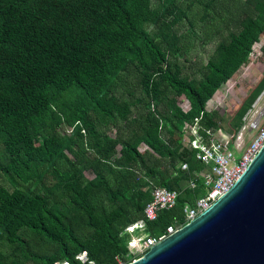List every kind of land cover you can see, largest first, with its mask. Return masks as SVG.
Listing matches in <instances>:
<instances>
[{"label": "trees", "instance_id": "16d2710c", "mask_svg": "<svg viewBox=\"0 0 264 264\" xmlns=\"http://www.w3.org/2000/svg\"><path fill=\"white\" fill-rule=\"evenodd\" d=\"M161 1L152 9L150 0H0V264L73 261L80 251L111 264L124 252L119 231L142 218L151 188L178 194L173 209L146 223L154 236L172 219L182 223L183 206L202 195L194 174L202 166L181 147V125L220 127L204 105L264 33V0L223 4L197 78L175 61L173 26L186 15ZM129 68L141 95L133 101L116 96Z\"/></svg>", "mask_w": 264, "mask_h": 264}, {"label": "water", "instance_id": "95a60500", "mask_svg": "<svg viewBox=\"0 0 264 264\" xmlns=\"http://www.w3.org/2000/svg\"><path fill=\"white\" fill-rule=\"evenodd\" d=\"M128 264H264V142L205 210Z\"/></svg>", "mask_w": 264, "mask_h": 264}, {"label": "built area", "instance_id": "2783aa9c", "mask_svg": "<svg viewBox=\"0 0 264 264\" xmlns=\"http://www.w3.org/2000/svg\"><path fill=\"white\" fill-rule=\"evenodd\" d=\"M264 109L255 112L240 127L233 137L220 127L204 128L195 119L191 124L181 125L180 145L194 153V160L199 162L202 169L194 173L201 179L202 195L193 199L191 204L182 208V223L172 219L164 232L154 236L146 230V223L156 220L162 210H171L175 206L176 191L162 187H153L149 191V200L142 208V218L121 228L118 237H124V252L114 255L111 264H128L165 237L173 234L216 200L235 180L249 163L258 148L264 142ZM245 121V118H242ZM161 129L159 121L158 130ZM222 131V132H221ZM248 137L242 144V135ZM242 144V145H241ZM179 169L185 171L187 165L179 164ZM189 189L196 187L193 180L187 183ZM53 264H97L89 259L85 251L73 256V261L56 260Z\"/></svg>", "mask_w": 264, "mask_h": 264}, {"label": "rangeland", "instance_id": "374dc122", "mask_svg": "<svg viewBox=\"0 0 264 264\" xmlns=\"http://www.w3.org/2000/svg\"><path fill=\"white\" fill-rule=\"evenodd\" d=\"M235 1L236 0H175V6L186 15L185 19H181L173 26L174 33L180 37L181 47L175 61L179 63L184 74L193 78L198 77L200 67L205 64L217 43V35L214 32L216 30H214L210 24H213L215 28H220V25H217L215 19L224 17V11L222 10L223 4L233 3ZM160 2L162 1L150 0V8H156ZM169 18L170 17H168L167 20H169ZM222 33L224 36L225 33L223 31ZM210 37L212 40L208 43L205 42ZM262 46H264V33L259 36L258 40L251 46L250 53L246 56L244 63L229 80L218 86L215 93L204 105L205 110L216 111V115L221 119L219 126L223 131L227 134H231L233 137L240 130V127L246 123L249 117L255 112L264 109V59L260 54ZM168 59L171 62L172 59L170 57H168ZM135 75V72L129 68L128 72L122 78V82L125 85L122 90L116 93L117 97L127 101L141 98L138 89L135 87ZM259 84L260 90L258 93H260V95L255 102H253L254 98H252L250 102H248L247 99L243 101L254 86L257 87ZM258 93L256 95H258ZM170 97V94H166V98L157 103V109L164 111V108H167L165 101ZM242 101L243 103L241 104ZM176 103L177 106L182 109H185L187 106V102L182 97L177 98ZM133 117L134 113H131L128 118L131 119ZM242 118H245V121H243ZM118 121L122 123L123 117H119ZM238 121L240 127L238 126V130L236 129L235 131L234 127ZM129 124L131 126V121ZM66 132L68 133V131ZM114 132L115 131L112 130L110 135L113 136ZM247 137L248 136L243 133L242 144L246 143ZM33 143L37 145L39 144V140L34 139ZM138 150L143 151L144 147L141 145L138 147ZM176 167H178V165ZM84 176L86 179L92 177L86 172H84ZM0 184H2L1 177ZM178 185L181 192L187 190L184 181L179 182Z\"/></svg>", "mask_w": 264, "mask_h": 264}]
</instances>
